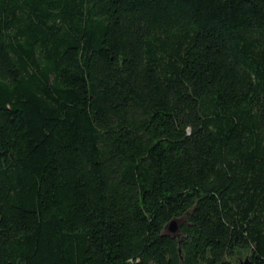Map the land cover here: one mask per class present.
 <instances>
[{
	"label": "trees",
	"instance_id": "trees-1",
	"mask_svg": "<svg viewBox=\"0 0 264 264\" xmlns=\"http://www.w3.org/2000/svg\"><path fill=\"white\" fill-rule=\"evenodd\" d=\"M244 260L264 0H0V264Z\"/></svg>",
	"mask_w": 264,
	"mask_h": 264
},
{
	"label": "water",
	"instance_id": "water-1",
	"mask_svg": "<svg viewBox=\"0 0 264 264\" xmlns=\"http://www.w3.org/2000/svg\"><path fill=\"white\" fill-rule=\"evenodd\" d=\"M168 229L171 231V232H175L176 231V224L174 221H171L168 225ZM239 264H246V260L244 261H241Z\"/></svg>",
	"mask_w": 264,
	"mask_h": 264
}]
</instances>
